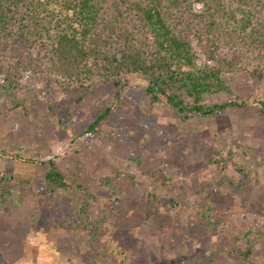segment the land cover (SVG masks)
I'll list each match as a JSON object with an SVG mask.
<instances>
[{
	"label": "rangeland",
	"instance_id": "obj_1",
	"mask_svg": "<svg viewBox=\"0 0 264 264\" xmlns=\"http://www.w3.org/2000/svg\"><path fill=\"white\" fill-rule=\"evenodd\" d=\"M0 63V264H69L68 245L85 252L73 254L78 264H264V60L225 74L230 91L211 100L246 107L188 120L152 104L140 75L121 90H65L41 48L19 38L0 41ZM102 107L112 108L106 124L83 135ZM48 156L66 189L45 186L38 160ZM232 203L249 218L226 211ZM77 229L100 253L69 243Z\"/></svg>",
	"mask_w": 264,
	"mask_h": 264
},
{
	"label": "trees",
	"instance_id": "obj_2",
	"mask_svg": "<svg viewBox=\"0 0 264 264\" xmlns=\"http://www.w3.org/2000/svg\"><path fill=\"white\" fill-rule=\"evenodd\" d=\"M14 38L41 48L45 72L65 90L91 93L97 81L121 90L128 84L124 76L140 75L152 104L182 120L209 119L246 107L211 100L230 91L225 74L264 60V0H0V41ZM3 70L0 63V75ZM257 104L264 116V100ZM111 114L112 108L102 107L83 135L97 134ZM38 162L50 193L68 187L56 157ZM6 183L0 177L2 199ZM102 183L109 185L110 178ZM241 208L232 203L225 210L248 219L250 212ZM151 211L155 215L157 206ZM251 253L249 245L245 257ZM109 260L119 264L113 255Z\"/></svg>",
	"mask_w": 264,
	"mask_h": 264
},
{
	"label": "crops",
	"instance_id": "obj_3",
	"mask_svg": "<svg viewBox=\"0 0 264 264\" xmlns=\"http://www.w3.org/2000/svg\"><path fill=\"white\" fill-rule=\"evenodd\" d=\"M63 222H66V221H63ZM77 230H79V231H77V234L79 233V232H81L80 234H78L75 238H77V239H73V238H71L72 239V241L71 240H69V243L70 242H75L76 240H79V241H85L86 240V244L87 245H89V244H92L93 245V250H92V252H88L87 253V255L88 256H94V252H97V253H100L98 250H97V248L95 247V243H94V239L91 237V239H89L88 238V236H86V234L84 235L83 234V232L82 231H85V230H81V229H77ZM64 232V234L62 235L63 237H66L67 236V238H69V237H71L70 235H69V232H67V231H63ZM46 233V231H44V233L43 234H45ZM40 236H42V232H40ZM66 238V239H67ZM93 239V240H92ZM71 245V244H70ZM66 247H68V248H65V249H69L70 250V252H66V253H68L69 255H68V263L69 264H78V263H76V260L75 261H73V254H76V256L77 255H81L82 257H85V252H71V251H73V248H71L69 245L68 246H66ZM81 248V247H80ZM62 253H64V252H62ZM61 253L59 252L58 253V256L60 255ZM57 256V257H58ZM81 258V257H80ZM95 258V257H94ZM108 259V258H107ZM77 261H79L80 262V260H79V258H78V260ZM98 262L96 261V260H93V259H91V260H89V262H88V264H97ZM81 264V263H80Z\"/></svg>",
	"mask_w": 264,
	"mask_h": 264
}]
</instances>
